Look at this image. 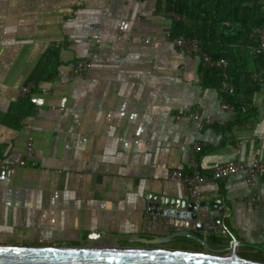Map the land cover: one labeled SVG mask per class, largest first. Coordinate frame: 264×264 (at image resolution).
Wrapping results in <instances>:
<instances>
[{"label":"crops","instance_id":"obj_1","mask_svg":"<svg viewBox=\"0 0 264 264\" xmlns=\"http://www.w3.org/2000/svg\"><path fill=\"white\" fill-rule=\"evenodd\" d=\"M171 25L155 0H0V159L16 167L0 181V246L192 248L149 242L175 233L148 219L154 204L200 210L170 173H190L192 159L204 173L264 160V69L251 77L258 117L227 132L233 108H221L219 88L203 86L201 57L174 45ZM51 49L60 51L58 74L32 91L48 90L45 105L16 108L21 128L5 125ZM79 61L91 66L73 78ZM197 190L222 202L223 230L189 232L217 253L236 240L240 254L264 258V177L249 183L242 172Z\"/></svg>","mask_w":264,"mask_h":264},{"label":"trees","instance_id":"obj_2","mask_svg":"<svg viewBox=\"0 0 264 264\" xmlns=\"http://www.w3.org/2000/svg\"><path fill=\"white\" fill-rule=\"evenodd\" d=\"M155 6L158 13L172 15V25L169 29L171 39L178 37L196 39L201 43L204 54L214 60L227 61L229 83L235 87V91L232 95L223 94V99L233 108L234 113V120L225 131L244 128L246 124L255 120L258 117V110L254 107L251 96L258 90V86L251 77L255 69L257 71L264 69V52L255 56L252 50L259 45L256 31L264 29V6L258 4L257 0H155ZM59 53V49L49 50L44 61L34 70L29 78V84L35 87L33 91H36L40 82L49 81L57 76L58 68L61 66ZM202 72L204 87L220 88L222 75L219 67L204 66ZM12 107L13 112L1 119V122L9 127L21 128L22 118L14 109L20 107L33 109L31 95H26ZM177 241L194 246L184 250L202 249L200 243L191 239L177 238ZM220 241L219 238H215L212 243ZM257 250L260 255L264 252L262 248ZM240 256L264 262V258L258 255Z\"/></svg>","mask_w":264,"mask_h":264},{"label":"water","instance_id":"obj_3","mask_svg":"<svg viewBox=\"0 0 264 264\" xmlns=\"http://www.w3.org/2000/svg\"><path fill=\"white\" fill-rule=\"evenodd\" d=\"M185 212V211H184ZM180 215L165 203L148 210V219L161 228L172 227L175 233L155 236L151 244H164L179 237L194 240L206 251L155 248H91V247H20L0 246V264H264L245 259L238 252L239 243L232 240L228 249L217 253L189 230L212 233L223 230L221 201H201L199 212Z\"/></svg>","mask_w":264,"mask_h":264},{"label":"built area","instance_id":"obj_4","mask_svg":"<svg viewBox=\"0 0 264 264\" xmlns=\"http://www.w3.org/2000/svg\"><path fill=\"white\" fill-rule=\"evenodd\" d=\"M258 4L264 6V0H257ZM259 38V45L252 50L253 55L257 56L264 52V29H258L256 31ZM93 39H97V35H93ZM174 45L181 49L185 54L188 55H199L202 59V63L205 67H219L221 69L222 81L219 91L225 95H232L235 91V87L229 83V77L227 75L228 63L225 59L214 60L208 55L203 53L201 43L196 39H185L178 37L172 39ZM81 42V41H77ZM91 64L88 61H81L73 67L72 77L78 78L83 77L84 73L90 68ZM33 84H29L23 89V94L31 95V102L35 104L38 108L45 105V98L43 97L48 93L47 89H41L40 95H33L32 91L34 89ZM66 99L61 101V108H64ZM222 109H231L226 101H223L221 105ZM198 116V113L193 115ZM206 121L212 122V120L207 117ZM201 151L200 146L195 147V152L199 153ZM28 154L31 153V149H28ZM25 164L24 160L19 161L18 165L23 166ZM15 166L4 163L0 159V181H5L10 178L15 173ZM244 172L247 176L248 182L253 183L256 179L264 177V160L258 157H254L251 163H244L240 160H230L227 162L215 163L212 167L210 173H204L200 170L199 163L196 159H192L190 163V173H184L180 170L173 171L169 175L171 181H179L185 183L190 192L192 199V210L198 211L200 208V203L203 200V195L197 190V184L207 182L209 180H224L232 177L238 173Z\"/></svg>","mask_w":264,"mask_h":264},{"label":"flooded vegetation","instance_id":"obj_5","mask_svg":"<svg viewBox=\"0 0 264 264\" xmlns=\"http://www.w3.org/2000/svg\"><path fill=\"white\" fill-rule=\"evenodd\" d=\"M200 252V251H199Z\"/></svg>","mask_w":264,"mask_h":264}]
</instances>
